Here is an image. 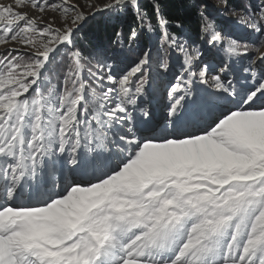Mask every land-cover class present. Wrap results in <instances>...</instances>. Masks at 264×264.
Returning <instances> with one entry per match:
<instances>
[{
    "label": "snow or ice",
    "instance_id": "snow-or-ice-1",
    "mask_svg": "<svg viewBox=\"0 0 264 264\" xmlns=\"http://www.w3.org/2000/svg\"><path fill=\"white\" fill-rule=\"evenodd\" d=\"M0 264H264V0L0 3Z\"/></svg>",
    "mask_w": 264,
    "mask_h": 264
},
{
    "label": "trees",
    "instance_id": "trees-1",
    "mask_svg": "<svg viewBox=\"0 0 264 264\" xmlns=\"http://www.w3.org/2000/svg\"><path fill=\"white\" fill-rule=\"evenodd\" d=\"M102 28H103V24H91V25L89 26V28L86 29V31L89 32L90 34H93L94 29H96V30H98V34H99V36L102 37V35H104V33H101V32H100ZM102 31H103V29H102ZM103 32H104V31H103ZM98 34H97V35H98Z\"/></svg>",
    "mask_w": 264,
    "mask_h": 264
},
{
    "label": "rangeland",
    "instance_id": "rangeland-1",
    "mask_svg": "<svg viewBox=\"0 0 264 264\" xmlns=\"http://www.w3.org/2000/svg\"><path fill=\"white\" fill-rule=\"evenodd\" d=\"M0 3H3V4H13L14 3V0H0ZM17 10H19V9H17ZM26 11H30V9H25ZM92 24H96L95 22H93ZM102 24V23H101ZM103 29V28H102ZM102 29H101V33H104L103 31H102ZM93 34H95V35H97L98 34V30H96V29H94V31H93ZM98 36H99V34H98ZM103 36L104 35H102V37L101 36H99L101 39H103Z\"/></svg>",
    "mask_w": 264,
    "mask_h": 264
}]
</instances>
